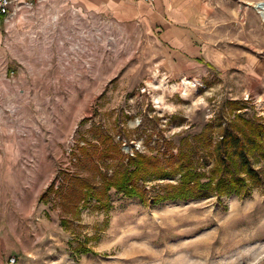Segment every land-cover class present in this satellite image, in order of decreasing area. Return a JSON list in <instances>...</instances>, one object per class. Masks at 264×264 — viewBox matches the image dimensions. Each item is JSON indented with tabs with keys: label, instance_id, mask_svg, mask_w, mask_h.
<instances>
[{
	"label": "rangeland",
	"instance_id": "rangeland-1",
	"mask_svg": "<svg viewBox=\"0 0 264 264\" xmlns=\"http://www.w3.org/2000/svg\"><path fill=\"white\" fill-rule=\"evenodd\" d=\"M258 2L203 8L197 68L175 59L170 67L154 38L84 20L60 0L10 7L8 55L18 62H0V264H264V185L147 206L112 193L108 212L83 209L67 228L58 207L38 200L59 171L75 170L70 149L94 122L121 128L125 152H148L146 134L196 132L225 99L264 116ZM85 238L94 253L76 255Z\"/></svg>",
	"mask_w": 264,
	"mask_h": 264
},
{
	"label": "trees",
	"instance_id": "trees-1",
	"mask_svg": "<svg viewBox=\"0 0 264 264\" xmlns=\"http://www.w3.org/2000/svg\"><path fill=\"white\" fill-rule=\"evenodd\" d=\"M119 123L117 116L118 128ZM121 133V128L113 131L92 123L70 149L75 170L59 171L39 195V202L59 208L65 228L83 209L108 212L112 193L147 206L212 195L247 196L264 185V116L249 114L242 99H225L196 132L171 137L149 132L144 141L148 152H125L124 142L116 139ZM88 240L76 245V255L94 253Z\"/></svg>",
	"mask_w": 264,
	"mask_h": 264
},
{
	"label": "crops",
	"instance_id": "crops-1",
	"mask_svg": "<svg viewBox=\"0 0 264 264\" xmlns=\"http://www.w3.org/2000/svg\"><path fill=\"white\" fill-rule=\"evenodd\" d=\"M12 1L11 6L34 0ZM60 1L69 5V10L77 12L84 20L93 16L129 29L130 36L154 38L169 57L168 62L172 63L170 67H173L174 59L187 62L191 68L200 66L198 60L203 52V43L196 33V25L202 22L203 8L208 7L211 0H154L152 4L140 0ZM12 35V28L0 16V62L7 69L12 67L14 61L18 62L8 55ZM31 70L26 69L27 73H31Z\"/></svg>",
	"mask_w": 264,
	"mask_h": 264
},
{
	"label": "built area",
	"instance_id": "built-area-1",
	"mask_svg": "<svg viewBox=\"0 0 264 264\" xmlns=\"http://www.w3.org/2000/svg\"><path fill=\"white\" fill-rule=\"evenodd\" d=\"M140 1L146 2L148 4H152L154 2V0H140ZM12 3H13L12 0H0V16H2L3 22H8L9 18L12 16V13H14V9L12 13H9ZM15 5L16 4H14L13 6ZM14 260L15 259L13 257L10 258L9 263H13Z\"/></svg>",
	"mask_w": 264,
	"mask_h": 264
},
{
	"label": "bare ground",
	"instance_id": "bare-ground-1",
	"mask_svg": "<svg viewBox=\"0 0 264 264\" xmlns=\"http://www.w3.org/2000/svg\"><path fill=\"white\" fill-rule=\"evenodd\" d=\"M256 7V6H255ZM257 8V12L259 14H261V16L263 17L264 16V13L262 12L264 8H259V7H256Z\"/></svg>",
	"mask_w": 264,
	"mask_h": 264
},
{
	"label": "water",
	"instance_id": "water-1",
	"mask_svg": "<svg viewBox=\"0 0 264 264\" xmlns=\"http://www.w3.org/2000/svg\"><path fill=\"white\" fill-rule=\"evenodd\" d=\"M256 7H259V8H264V4L262 2H258L256 3L255 5Z\"/></svg>",
	"mask_w": 264,
	"mask_h": 264
}]
</instances>
